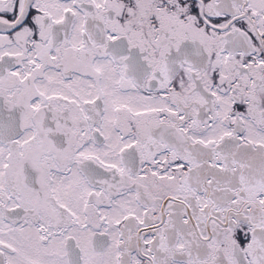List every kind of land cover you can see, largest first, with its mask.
<instances>
[{"label":"snow or ice","instance_id":"6c2138e0","mask_svg":"<svg viewBox=\"0 0 264 264\" xmlns=\"http://www.w3.org/2000/svg\"><path fill=\"white\" fill-rule=\"evenodd\" d=\"M0 264H264V0H0Z\"/></svg>","mask_w":264,"mask_h":264}]
</instances>
